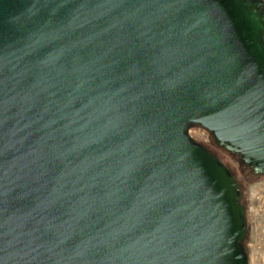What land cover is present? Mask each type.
<instances>
[{
	"label": "water",
	"instance_id": "water-1",
	"mask_svg": "<svg viewBox=\"0 0 264 264\" xmlns=\"http://www.w3.org/2000/svg\"><path fill=\"white\" fill-rule=\"evenodd\" d=\"M247 4L0 0V264H247L238 185L186 132L264 173Z\"/></svg>",
	"mask_w": 264,
	"mask_h": 264
},
{
	"label": "rangeland",
	"instance_id": "rangeland-1",
	"mask_svg": "<svg viewBox=\"0 0 264 264\" xmlns=\"http://www.w3.org/2000/svg\"><path fill=\"white\" fill-rule=\"evenodd\" d=\"M264 12V0H259ZM188 136L203 146L228 170L240 192L244 207L245 232L241 246L247 264H264V173L254 172L244 165L239 156L217 145L208 132L196 125L186 129Z\"/></svg>",
	"mask_w": 264,
	"mask_h": 264
},
{
	"label": "flooded vegetation",
	"instance_id": "flooded-vegetation-1",
	"mask_svg": "<svg viewBox=\"0 0 264 264\" xmlns=\"http://www.w3.org/2000/svg\"><path fill=\"white\" fill-rule=\"evenodd\" d=\"M256 0H248V4H247V10L248 11H253L255 14H259L262 13L263 14V20H264V12L262 11V4L259 1L258 5L256 7H254L253 3ZM249 23H252L251 21H249Z\"/></svg>",
	"mask_w": 264,
	"mask_h": 264
}]
</instances>
